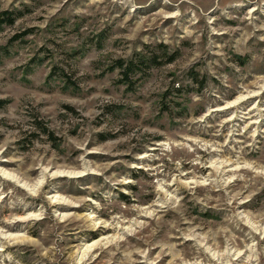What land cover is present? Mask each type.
Wrapping results in <instances>:
<instances>
[{"label": "rangeland", "instance_id": "obj_1", "mask_svg": "<svg viewBox=\"0 0 264 264\" xmlns=\"http://www.w3.org/2000/svg\"><path fill=\"white\" fill-rule=\"evenodd\" d=\"M0 10V264H264V0Z\"/></svg>", "mask_w": 264, "mask_h": 264}, {"label": "trees", "instance_id": "obj_2", "mask_svg": "<svg viewBox=\"0 0 264 264\" xmlns=\"http://www.w3.org/2000/svg\"><path fill=\"white\" fill-rule=\"evenodd\" d=\"M21 15V13L18 12H10L7 10H0V30L4 26H9L13 25L15 20ZM164 47V46H163ZM174 58H170L169 61H172ZM155 62L157 61L156 59H153ZM118 67L120 69H123V76L125 80H129L130 76L135 73V65L133 63H130L123 67L122 62H118ZM6 102L0 100V108H2L5 105ZM35 124V123H34ZM36 125H40L36 122ZM40 127V126H38ZM42 133L48 136V138L53 139L52 134L47 130L46 128H39Z\"/></svg>", "mask_w": 264, "mask_h": 264}, {"label": "bare ground", "instance_id": "obj_3", "mask_svg": "<svg viewBox=\"0 0 264 264\" xmlns=\"http://www.w3.org/2000/svg\"><path fill=\"white\" fill-rule=\"evenodd\" d=\"M7 175H8V174H7ZM22 184H23V183H22ZM213 256H214V259H215L216 256H215V255H213ZM217 260H219V258H218Z\"/></svg>", "mask_w": 264, "mask_h": 264}]
</instances>
